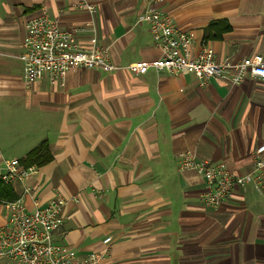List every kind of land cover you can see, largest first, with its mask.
Here are the masks:
<instances>
[{
    "label": "crops",
    "instance_id": "0c3cea01",
    "mask_svg": "<svg viewBox=\"0 0 264 264\" xmlns=\"http://www.w3.org/2000/svg\"><path fill=\"white\" fill-rule=\"evenodd\" d=\"M79 1L0 0V163L24 159L42 141L50 153L8 185L14 198L28 211L57 193L73 198L52 241L78 260L107 250L97 264H264V166L261 181L233 188L216 209L199 198L202 179L178 168L190 151L234 175L251 171L264 143V80L200 85L189 73L75 68L59 85H26L25 23L41 9L82 50L94 33L115 65L159 57L147 24L137 22L150 0H84L96 6L91 15ZM154 5L217 59L264 60V0Z\"/></svg>",
    "mask_w": 264,
    "mask_h": 264
},
{
    "label": "built area",
    "instance_id": "2783aa9c",
    "mask_svg": "<svg viewBox=\"0 0 264 264\" xmlns=\"http://www.w3.org/2000/svg\"><path fill=\"white\" fill-rule=\"evenodd\" d=\"M150 0L148 9L137 22L147 24L149 33L159 57L151 61H135L126 66H118L108 59L107 48L96 45V37H90V49L78 47L72 33L62 31L58 23L50 19L46 10L29 18L25 23L22 40V75L30 86L46 78L51 86L63 82L68 71L75 68H97L115 71L122 68L134 75H142L149 69L156 72H177L192 74L200 85L210 80L220 79L232 85L241 83L247 76L264 80V60L259 55L232 61L217 59L213 49L205 42L198 47L193 44L190 32L176 28L171 19L155 8ZM90 15L96 6L84 0L75 5ZM88 28L93 30L90 21ZM264 143L255 150V160L250 172L238 176L229 172L224 162L210 163L199 160L190 151H185L178 164L180 171H193L203 181L199 194L201 202L209 208L220 207L235 187H245L251 182L261 181L264 161L260 154ZM35 171V167H23L19 160H5L0 163V182L4 185L22 183ZM25 193L28 191L25 189ZM73 198H65L60 193L43 207L26 210L20 199L4 202L5 222L0 226V264H97L106 257L107 250L92 253L83 259L74 258L64 247L52 241V234L62 223V210ZM109 243V238L104 244ZM107 249V248H106Z\"/></svg>",
    "mask_w": 264,
    "mask_h": 264
},
{
    "label": "trees",
    "instance_id": "16d2710c",
    "mask_svg": "<svg viewBox=\"0 0 264 264\" xmlns=\"http://www.w3.org/2000/svg\"><path fill=\"white\" fill-rule=\"evenodd\" d=\"M50 160V153L48 145L45 141L40 142L35 148L30 150L24 157L19 160V164L23 167L40 166ZM16 200L11 193L8 185H4L0 182V202L14 201Z\"/></svg>",
    "mask_w": 264,
    "mask_h": 264
}]
</instances>
